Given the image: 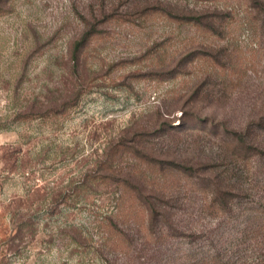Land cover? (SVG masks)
Returning a JSON list of instances; mask_svg holds the SVG:
<instances>
[{"label": "rangeland", "instance_id": "1", "mask_svg": "<svg viewBox=\"0 0 264 264\" xmlns=\"http://www.w3.org/2000/svg\"><path fill=\"white\" fill-rule=\"evenodd\" d=\"M257 224L264 0H0V264H264Z\"/></svg>", "mask_w": 264, "mask_h": 264}, {"label": "trees", "instance_id": "2", "mask_svg": "<svg viewBox=\"0 0 264 264\" xmlns=\"http://www.w3.org/2000/svg\"><path fill=\"white\" fill-rule=\"evenodd\" d=\"M242 146L246 147V150H248V151H259L258 149H255V146H253L251 144H250V146H248L247 144L246 145L240 144L239 148H242ZM164 170L165 169L163 167H160L159 172H161V174H162ZM179 170H181V169H179ZM121 186H123V183L121 184ZM217 200H219V202H221V204H224V200L219 198V196L215 197L214 203H217ZM119 202H121V200ZM122 202H123V200H122ZM118 213H119V211H118ZM257 225H258L257 227L248 226V227H246L244 232H241L240 234L237 235L236 241L240 242L239 246L241 245V246H243V248L246 249L247 248L246 243H245L246 239H248L251 235L260 236L259 239L256 238L254 240L257 242L256 246H255L256 249L259 252H262V250L264 248V225H260V224H257ZM128 245H129V243H128ZM118 246H119V244H118ZM185 259L188 262V264H224L223 258H220L219 251H217V250L214 251V250H210V249L201 253L200 255L196 254L195 251H192L191 249H189L187 255L185 256ZM226 264H230V263L227 262Z\"/></svg>", "mask_w": 264, "mask_h": 264}]
</instances>
